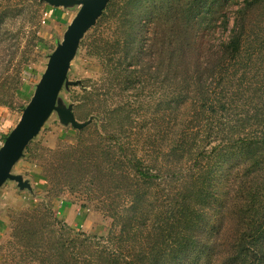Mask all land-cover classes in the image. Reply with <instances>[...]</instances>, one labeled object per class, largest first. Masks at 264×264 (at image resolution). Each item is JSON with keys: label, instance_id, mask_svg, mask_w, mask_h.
<instances>
[{"label": "trees", "instance_id": "obj_1", "mask_svg": "<svg viewBox=\"0 0 264 264\" xmlns=\"http://www.w3.org/2000/svg\"><path fill=\"white\" fill-rule=\"evenodd\" d=\"M113 1L118 8L110 7ZM107 11L117 19L118 35L112 43L92 39L89 50H120L125 64L160 58L163 65L165 58L176 68L184 91L173 104L189 101L190 130L180 131L169 151L188 154L189 167L150 172L109 134L116 161L135 178L123 182L113 167L106 175L100 163L89 168L93 159L80 165L82 183L64 180L71 192L87 186L85 197L111 218L107 235L70 234L47 210L46 217H24L7 246L24 264H264V0H109L93 29ZM122 63L114 79L132 85L143 65ZM121 117L113 122L121 124ZM65 162L56 176L74 170ZM157 180L169 188L152 193ZM116 189L124 196L116 199L110 192Z\"/></svg>", "mask_w": 264, "mask_h": 264}, {"label": "rangeland", "instance_id": "obj_2", "mask_svg": "<svg viewBox=\"0 0 264 264\" xmlns=\"http://www.w3.org/2000/svg\"><path fill=\"white\" fill-rule=\"evenodd\" d=\"M117 4L119 2L113 1L110 7L116 9ZM235 7L236 4L230 6ZM78 8L73 5L54 13L53 7L40 0H0V133L3 137L18 121L45 69L48 55L61 40ZM108 12L101 26L96 29L92 26L81 39L70 63L67 82L58 97L65 105H71L77 121L88 123L79 130L70 123H61L57 113L52 112L29 142L31 153L24 150L12 168V173H20L30 182L31 191L19 190L10 180L0 187V264H24L26 258L22 260L21 253L8 247L7 242L12 240L13 228L24 217L33 214L46 217L47 210L51 221H59L57 228L63 225L70 229V234L107 235L111 218L101 211L95 199L85 197L87 186H77L76 191L71 192L64 182L72 176L70 180L74 183H82L77 174L84 172L80 165L93 159L97 161L89 168L100 163L106 175L113 167L115 176L123 182L135 178L131 170H125L123 163L116 161L112 153L114 148L108 147L107 135L117 136L128 156L139 159L150 172L167 173L177 170L183 163L189 167L188 154L179 158L169 151L172 139L180 131L190 130L189 101L183 98L173 104L184 91L176 85V68L167 67L165 58H162L163 65L159 64L160 58L156 61L143 58L140 65L132 63L131 59L125 64L128 56L123 60L120 50H104L103 53L89 50L92 39L98 41L100 36L108 37L111 43L116 39L118 34L113 32L118 29L117 19ZM129 51L131 56L137 53ZM119 60L122 66L138 68L143 65V74L132 85L114 79L113 72ZM111 109L119 110L110 114ZM120 109H124L128 119ZM120 114L121 124L114 123ZM210 140L204 145L207 150L214 143L213 137ZM65 160L75 165L74 170L71 169L70 175L60 173L56 176L57 170L68 167ZM94 171L98 174V170ZM166 184L157 180L149 189L152 193H162L169 188ZM106 187L104 185V190ZM110 192H115L116 199L124 196L122 189ZM48 218L45 221H49Z\"/></svg>", "mask_w": 264, "mask_h": 264}, {"label": "water", "instance_id": "obj_3", "mask_svg": "<svg viewBox=\"0 0 264 264\" xmlns=\"http://www.w3.org/2000/svg\"><path fill=\"white\" fill-rule=\"evenodd\" d=\"M52 7L79 8L66 26L61 40L48 55V60L32 96L23 107L16 124L6 133L0 146V187L7 181L16 182L19 189L30 190V183L20 174L12 173L14 164L22 157L28 143L38 134L52 112L59 121L70 123L73 128H81L88 123L79 122L71 109L58 100L67 73L81 39L95 25L109 0H40ZM59 102V103H58Z\"/></svg>", "mask_w": 264, "mask_h": 264}, {"label": "crops", "instance_id": "obj_4", "mask_svg": "<svg viewBox=\"0 0 264 264\" xmlns=\"http://www.w3.org/2000/svg\"><path fill=\"white\" fill-rule=\"evenodd\" d=\"M50 6V5H49ZM52 7V6H51ZM62 9H65V8H63V7H53V12L55 13V12H60V11H62ZM1 134V133H0ZM2 136L4 135V134H1ZM18 174H20V173H18ZM20 175H22V174H20ZM23 176V175H22ZM23 179H25V178H23ZM11 181V180H10ZM29 182V181H28ZM13 185H14V187H17L18 188V186H17V184H16V182H14L13 181ZM30 183V182H29ZM19 189V188H18ZM31 189H32V186H31V184H30V190H28V189H23V191L24 190H27V191H31ZM20 190V189H19Z\"/></svg>", "mask_w": 264, "mask_h": 264}, {"label": "built area", "instance_id": "obj_5", "mask_svg": "<svg viewBox=\"0 0 264 264\" xmlns=\"http://www.w3.org/2000/svg\"><path fill=\"white\" fill-rule=\"evenodd\" d=\"M3 139H4V137L0 134V146H1L2 143H3Z\"/></svg>", "mask_w": 264, "mask_h": 264}]
</instances>
